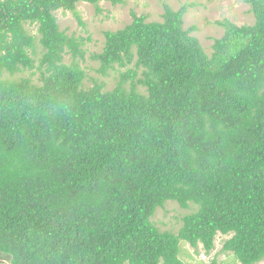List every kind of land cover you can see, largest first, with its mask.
<instances>
[{"label": "trees", "instance_id": "16d2710c", "mask_svg": "<svg viewBox=\"0 0 264 264\" xmlns=\"http://www.w3.org/2000/svg\"><path fill=\"white\" fill-rule=\"evenodd\" d=\"M101 1L124 4L0 0V264H188L219 235L233 263H263L264 0H245L252 25L216 22L211 53L188 5L132 12L93 56L111 91L86 87L55 16ZM34 69L40 84L14 78ZM168 203L192 211L177 233L153 221Z\"/></svg>", "mask_w": 264, "mask_h": 264}, {"label": "rangeland", "instance_id": "374dc122", "mask_svg": "<svg viewBox=\"0 0 264 264\" xmlns=\"http://www.w3.org/2000/svg\"><path fill=\"white\" fill-rule=\"evenodd\" d=\"M122 5H112L109 2L101 1L100 11L87 3H79L77 6V16L71 12L59 11L55 13L62 31L68 35L80 38L83 42L82 51L84 52L82 67L87 73L86 87H92L95 83L105 84V90L111 91L117 86L119 74L110 71L108 75L100 72V63L93 60V56L102 52L107 31H117L123 29L132 22V12L138 16L145 15L149 22H162L165 5L178 11L184 5L190 8L184 18V27L189 30L193 27L196 30L193 35L200 41L207 53L212 52L214 40L220 38L223 29L216 25V22L230 20L231 22L243 26L252 25L253 16L249 13V6L245 0H123ZM85 24L79 23L78 18ZM32 35L37 34L36 26H27ZM41 49L36 50L33 57L36 61L35 66L39 65ZM70 57L65 58L69 63ZM31 78L34 83L40 84V73L34 69L28 70L23 74L16 75L14 78ZM190 210H183L175 203H168L165 208L159 209L153 218L154 223L161 230H170L175 233L181 227V219L191 213ZM231 236L219 235L216 240L215 251L210 256H196L192 248H184L186 253L191 256H184L188 264H235L231 254L223 253L222 249L225 240ZM261 264H264L261 263Z\"/></svg>", "mask_w": 264, "mask_h": 264}]
</instances>
